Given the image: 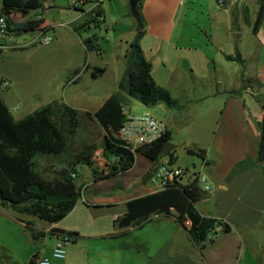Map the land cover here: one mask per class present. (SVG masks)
<instances>
[{
	"label": "rangeland",
	"instance_id": "obj_1",
	"mask_svg": "<svg viewBox=\"0 0 264 264\" xmlns=\"http://www.w3.org/2000/svg\"><path fill=\"white\" fill-rule=\"evenodd\" d=\"M166 1L165 8L152 6L147 12H142L146 27L142 46L153 66L154 81L178 102L177 108H169L165 104L147 108L120 91L119 86L127 71L133 68L131 44L138 34V23L130 0H105L102 3L99 0H54L46 4L40 14L56 28L57 33L62 32L59 41L54 39L51 46L37 45L12 55L6 52L0 59V83L13 75L19 89L22 88L14 94L11 88L0 90L1 96L8 97V105L17 120L54 101L73 106L80 112V127L69 139L66 154L59 159H38L39 172H45L48 166H55L57 170L65 168L68 163L77 162L89 148L94 150V158L101 155L97 161L93 158V169L79 165L78 185L83 187L82 200L74 212L58 224L61 229L81 236L76 244L67 246L66 259L53 258L55 241L50 235L51 230L43 242L29 241L27 246V241L18 238L6 224L8 230L0 227V235L9 244L10 251L0 245V264H31L37 255L42 260L50 259L51 264H148L157 254V258H163L168 242L178 229L176 223L155 219L146 228L134 230L130 237L110 239L107 236L120 232L114 222L117 217L127 214L126 207L119 204L89 209L83 199H118L128 195L130 189L135 190V197L142 195L143 190L155 193L150 182L143 185L147 167L141 155L137 157V166L131 173H111L113 164L103 155L106 132L93 117H87L88 113L93 114L89 108V98L93 97L101 102L111 95L121 94L124 108L131 114L150 111L166 122L173 133L171 142L176 146V161L171 164L170 158H162L159 163L186 171L185 185L193 175L201 173L203 160L189 155L187 149H209L212 143L219 110L228 98L219 91L234 83L229 74L235 71V67L224 58L236 55V37L231 39V43L225 42L224 31L220 30L213 31L214 40L207 38L204 26L210 22V12L205 9L208 0H183L188 2L184 6L182 0ZM214 4L222 10L217 0ZM77 9L89 14L83 16ZM100 11L105 12V22L98 17ZM12 19L20 20L18 17ZM60 25L63 28H59ZM247 31L241 33L244 42ZM37 35V32L23 33L18 44H27ZM208 35L211 36L210 33ZM92 36L98 39L100 51L97 53H88L81 42V39ZM253 48L249 47V53ZM96 69L106 72L94 77ZM223 73L228 76L219 78ZM22 96L25 103L18 105ZM44 177L53 179L48 174ZM95 181L106 182L94 185ZM29 219L34 229L47 231L50 228L49 224L37 218ZM19 227L24 232L25 229L21 225ZM131 246L139 248L141 253L135 252Z\"/></svg>",
	"mask_w": 264,
	"mask_h": 264
},
{
	"label": "trees",
	"instance_id": "obj_2",
	"mask_svg": "<svg viewBox=\"0 0 264 264\" xmlns=\"http://www.w3.org/2000/svg\"><path fill=\"white\" fill-rule=\"evenodd\" d=\"M54 0H3L4 8L1 16L7 19L9 32L21 35L30 32H50L52 27L46 24L44 18L15 21L13 15L22 18L33 12L44 9V4ZM142 8L139 0L138 11ZM99 18H105V12H98ZM143 30L138 32L131 44L132 69H129L119 88L122 93L137 99L147 108H154L165 104L169 108H177L178 102L170 94L158 87L152 76L153 66L145 57L141 40L146 35L144 19L140 13ZM264 20V0H261L254 33H258ZM97 37L84 39L83 44L88 53L99 52ZM4 50L0 49V58ZM228 61L244 64L239 53L235 57L228 56ZM105 70L96 69L94 77L101 76ZM123 95L114 94L93 117L105 130L103 155L113 164L112 172L116 175L128 173L134 169L136 158L125 149L116 139V134L126 122ZM80 112L70 105L54 101L24 119L17 120L5 101L0 98V208L17 215H27L40 221L56 225L69 216L80 203L83 197V187L78 185L79 165L94 168V150L87 149L77 162L68 163V166L57 170L55 166H48L44 171L38 170V159H59L68 149L69 139L74 137L80 127ZM172 141V132L150 147L139 150L147 160L159 162L162 159V150L166 142ZM187 153L205 160L206 151L202 149H187ZM258 160L264 163V120L261 123V137L259 143ZM176 161L175 151L170 155V162ZM52 175V180H46L44 175ZM113 174V175H114ZM202 192L196 183L181 189L171 188L162 192L129 201L126 205L127 215L115 221L120 229L130 227L143 228L154 215L172 216L175 211L177 222L188 232L192 243L200 250H205L207 243L215 234L218 224L216 219L202 216L196 208L201 201ZM89 206L88 204H86ZM90 207V206H89ZM190 222V227L186 223ZM223 234L231 230L223 224ZM33 241L46 237V233L36 231L31 224H25ZM51 235L66 234L76 243L80 238L78 233L52 229ZM123 233L116 238L126 236ZM35 256L31 264H36Z\"/></svg>",
	"mask_w": 264,
	"mask_h": 264
},
{
	"label": "crops",
	"instance_id": "obj_3",
	"mask_svg": "<svg viewBox=\"0 0 264 264\" xmlns=\"http://www.w3.org/2000/svg\"><path fill=\"white\" fill-rule=\"evenodd\" d=\"M199 1L201 2V0ZM51 2L53 1L46 2L44 7ZM166 2V0H146L145 2L142 0L140 13L142 15V12H147L152 6L155 9L158 7L165 8L167 6ZM182 2L184 6L187 1L184 2L182 0ZM260 2L261 0H225V5L222 10H218L215 7L214 0H208L205 7V9L210 12V22L205 23L204 26L207 38L211 41L214 40L213 31L217 32L220 30L224 31L223 35L226 36L225 42L231 43V39L234 40L233 38L236 37V40H234L237 46L236 54L239 53L244 61L243 65L228 61L227 57L233 55H228L224 58L225 61L232 63L235 67V71L229 74V76L234 78V83L230 84L225 89H221V92L219 91L221 94H226L228 98L223 108L219 110L218 119L214 127L215 129L212 133V143L209 149L201 148L206 151V158L203 160L201 172L209 176L213 184V191L209 194L202 193L201 201L196 205L197 210L202 216L216 219L228 225L231 231L228 234H221L218 237L211 238L207 243L206 249L200 250L192 243L187 230L177 222V214L175 211L170 217H166L165 215H154L145 223L143 228L153 223L155 219H160L159 221L169 220L176 223L178 229L168 242L163 258H157V254L154 258L149 260L148 264H264V163H260L258 160L261 123L264 120V20L258 33H254V25ZM3 8L4 5L0 0V16ZM77 10L83 16L89 14L85 10ZM40 12L41 11L33 12L26 18H22L19 15H13L12 17H18L20 22L36 18L45 19ZM101 20L105 22V18H101ZM46 24L53 28L50 32L54 33L55 41L57 40L58 42V38H60L62 32L60 31L57 33L56 28L47 21ZM60 27L63 28V25H60L59 28ZM245 30H248L246 43L244 42V36L241 34ZM209 33L211 36L208 35ZM19 37L20 35L10 34L6 43L8 48L4 49V53L0 59L4 58L6 52H10L11 54L9 55H12L31 48L26 47V44L19 45ZM83 41L84 39H81L82 45L85 48ZM247 45L249 46L245 47ZM249 47H254L251 53H249ZM142 49L144 51L143 46ZM227 76V74L223 73L219 75V78L222 79ZM6 78L7 79L1 81L0 90L5 89L3 87L5 81L10 83L9 88L6 90L11 88L13 94L20 89L22 90V88L19 89V83L15 76H7ZM217 82L219 84L221 83L220 81ZM111 96L101 102L97 101L95 97L89 98L91 106H88L92 108L90 110L93 111V114L97 113ZM0 98L3 99L9 107L8 97L0 95ZM248 98L250 100L249 102ZM24 100L22 96L18 101V105H24ZM71 107L74 108L73 106ZM168 129L170 130L169 126ZM141 156L145 160L144 163H146V173L148 170H151L153 164L143 155ZM136 166L137 162L134 169ZM134 169L128 173H131ZM106 181H95L94 185ZM134 191V189H130L128 195L125 194L126 197L123 196L118 199L103 200L94 197L93 201L84 198L83 202L85 206H87L86 204L90 206H87L89 209L94 206L119 204L126 207L129 201L153 194L150 193L151 190H143L144 192L142 195L135 197ZM126 215L117 217V219L125 217ZM26 216L27 215H17L7 212L0 208V227L8 230L5 225H9L10 230H13L12 232L17 234L18 238H23L27 241V246L29 241L37 244L43 242L49 230L52 229L72 232L61 229L58 224L50 225L47 231L44 229H42L43 231L35 229L38 232L46 233V237L35 242L31 239L29 232L26 230L21 232L20 230V225L25 229V224L32 223L31 219H29V217H32L27 216V218H25ZM186 227L189 228L190 225L186 224ZM117 228L120 230L119 233L107 237L116 240L124 239L130 237L133 231L138 229V227L126 229ZM125 232L128 233L126 236L116 238V236ZM52 237L56 244V237ZM0 245L4 249L10 251L9 244L6 243L1 235ZM144 249H146V246ZM133 250L137 253H141L139 248L133 247ZM37 256V260H40L39 255Z\"/></svg>",
	"mask_w": 264,
	"mask_h": 264
},
{
	"label": "built area",
	"instance_id": "obj_4",
	"mask_svg": "<svg viewBox=\"0 0 264 264\" xmlns=\"http://www.w3.org/2000/svg\"><path fill=\"white\" fill-rule=\"evenodd\" d=\"M104 2L105 0H99ZM219 7L222 9L225 5V0H217ZM98 5V4H97ZM9 24L7 19L0 16V49L4 50L8 47L6 43L9 39ZM38 35L26 44V47L33 46H50L53 44L55 35L52 32H37ZM10 83L5 81L3 87L9 88ZM126 114V122L122 129L116 134V139L119 140L123 147L134 154L135 158L140 155L139 150L144 147H150L157 143L165 136L169 131L167 124L158 119L155 115L150 112H143L141 114L133 115L126 108H124ZM94 158L95 161L99 160ZM205 166V165H204ZM187 172L169 164H160L154 173L153 179L150 181L155 192H162L171 188L181 189L189 187L196 183L202 193L209 194L213 191L212 183L209 176L201 172L192 176L188 184H184L183 180L187 176ZM190 225V222L186 223ZM224 232L223 223L218 224L215 229V236L218 237ZM56 244L53 250V258L56 260H65L67 257V246L72 243V238L66 234H56ZM36 264H51L50 259H40L36 261Z\"/></svg>",
	"mask_w": 264,
	"mask_h": 264
},
{
	"label": "water",
	"instance_id": "obj_5",
	"mask_svg": "<svg viewBox=\"0 0 264 264\" xmlns=\"http://www.w3.org/2000/svg\"><path fill=\"white\" fill-rule=\"evenodd\" d=\"M131 3V10L134 15V18L136 19L138 23V29L137 32H141L143 30V26L140 20V13L138 11V5L139 0H130ZM176 150V146L172 144L171 141H168L164 144L163 150H162V158H170V155ZM153 166L150 171H148L144 178H143V185H147L154 177V173L157 170V168L160 166L159 162H152Z\"/></svg>",
	"mask_w": 264,
	"mask_h": 264
}]
</instances>
